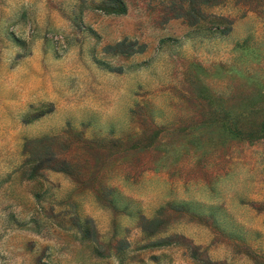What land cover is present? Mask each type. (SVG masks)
<instances>
[{"label":"rangeland","instance_id":"1","mask_svg":"<svg viewBox=\"0 0 264 264\" xmlns=\"http://www.w3.org/2000/svg\"><path fill=\"white\" fill-rule=\"evenodd\" d=\"M0 0V264H264V0Z\"/></svg>","mask_w":264,"mask_h":264},{"label":"trees","instance_id":"2","mask_svg":"<svg viewBox=\"0 0 264 264\" xmlns=\"http://www.w3.org/2000/svg\"><path fill=\"white\" fill-rule=\"evenodd\" d=\"M117 3L116 6L111 7L107 10L108 13H114V14H124L126 12V8L121 0H115Z\"/></svg>","mask_w":264,"mask_h":264}]
</instances>
